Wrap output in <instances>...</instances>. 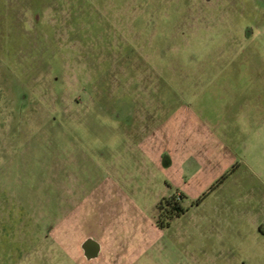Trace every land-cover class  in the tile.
Wrapping results in <instances>:
<instances>
[{
  "label": "rangeland",
  "instance_id": "obj_1",
  "mask_svg": "<svg viewBox=\"0 0 264 264\" xmlns=\"http://www.w3.org/2000/svg\"><path fill=\"white\" fill-rule=\"evenodd\" d=\"M0 264H264V0H0Z\"/></svg>",
  "mask_w": 264,
  "mask_h": 264
},
{
  "label": "trees",
  "instance_id": "obj_2",
  "mask_svg": "<svg viewBox=\"0 0 264 264\" xmlns=\"http://www.w3.org/2000/svg\"><path fill=\"white\" fill-rule=\"evenodd\" d=\"M221 178H224V175L221 176L220 179ZM183 197L184 196L182 194L179 195L180 200ZM180 200L179 201L176 200V195H171L170 197H164L162 198V200L159 201L157 205L158 210H160L159 217H158V223H157L158 225H160L161 227H164L166 224L169 223V220L171 218L175 216H179L187 210V208H185L182 205ZM173 201H174V204L172 203ZM166 204H170V207L174 208L175 211H171L169 214L162 213L161 209L165 207Z\"/></svg>",
  "mask_w": 264,
  "mask_h": 264
},
{
  "label": "water",
  "instance_id": "obj_3",
  "mask_svg": "<svg viewBox=\"0 0 264 264\" xmlns=\"http://www.w3.org/2000/svg\"><path fill=\"white\" fill-rule=\"evenodd\" d=\"M80 247L87 261L97 258L101 251L100 242L93 236L85 237L80 243Z\"/></svg>",
  "mask_w": 264,
  "mask_h": 264
},
{
  "label": "flooded vegetation",
  "instance_id": "obj_4",
  "mask_svg": "<svg viewBox=\"0 0 264 264\" xmlns=\"http://www.w3.org/2000/svg\"><path fill=\"white\" fill-rule=\"evenodd\" d=\"M178 195H177V194ZM171 195H176V200L177 201H179L180 200V198H179V195H180V193H178L177 191L175 192V193H172V194H170V195H168L167 197H170ZM181 201V200H180ZM173 204H174V201L172 202ZM161 211H162V213H167V214H169L171 211H175V209L174 208H171L170 207V204H166L165 205V207H163L162 209H161ZM159 212H160V210H159Z\"/></svg>",
  "mask_w": 264,
  "mask_h": 264
}]
</instances>
